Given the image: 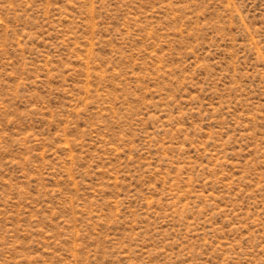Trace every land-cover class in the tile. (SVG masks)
I'll return each instance as SVG.
<instances>
[{
  "label": "rangeland",
  "instance_id": "374dc122",
  "mask_svg": "<svg viewBox=\"0 0 264 264\" xmlns=\"http://www.w3.org/2000/svg\"><path fill=\"white\" fill-rule=\"evenodd\" d=\"M0 264H264V0H0Z\"/></svg>",
  "mask_w": 264,
  "mask_h": 264
}]
</instances>
